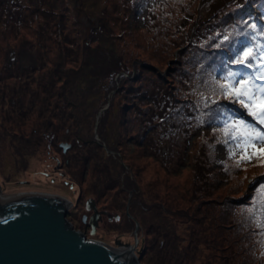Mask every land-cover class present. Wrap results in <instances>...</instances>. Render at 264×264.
<instances>
[{"label":"rangeland","instance_id":"rangeland-1","mask_svg":"<svg viewBox=\"0 0 264 264\" xmlns=\"http://www.w3.org/2000/svg\"><path fill=\"white\" fill-rule=\"evenodd\" d=\"M14 1L0 0L3 193L42 186L74 200L76 229L136 245L138 257L144 246V264H264V235L251 224L264 217L262 150L249 148L252 159L237 166L223 116L208 119L216 95L204 93L223 82L232 49L247 46L236 19L259 24L264 0H21L28 8L17 24ZM24 60L36 70L22 73ZM9 62L21 77L5 78ZM160 88L175 108L161 109L150 132L145 111L164 99ZM92 198L107 210L94 235L82 223Z\"/></svg>","mask_w":264,"mask_h":264},{"label":"water","instance_id":"water-1","mask_svg":"<svg viewBox=\"0 0 264 264\" xmlns=\"http://www.w3.org/2000/svg\"><path fill=\"white\" fill-rule=\"evenodd\" d=\"M41 189L0 196V264H144L136 245L88 238L68 219L75 201ZM91 224L94 235L97 221Z\"/></svg>","mask_w":264,"mask_h":264},{"label":"snow or ice","instance_id":"snow-or-ice-1","mask_svg":"<svg viewBox=\"0 0 264 264\" xmlns=\"http://www.w3.org/2000/svg\"><path fill=\"white\" fill-rule=\"evenodd\" d=\"M252 29H256V25H251ZM225 39H228L225 36ZM255 40V37H252ZM242 46L234 50V58L231 63L240 66L239 70L233 71L228 69L227 74L223 77V82L216 81L213 92L226 99H230L235 103H239L242 108L247 110V115L252 117L249 122L245 119H233L237 114L227 111L221 107H217L215 111L218 115L223 116V134L233 142L230 149L232 157L240 152L241 159L237 161V166L243 160H251L256 155V146L261 148L260 155L264 156V130L260 126H264V44H252L251 41H241ZM252 71L249 72L248 70ZM205 107L208 106V98L205 97ZM211 103H217L211 100ZM253 150L252 156H247V150ZM264 191V189H262ZM261 208H264V199L257 201ZM255 215L254 209H247ZM264 216V212L261 213ZM257 225L264 228V222L257 219Z\"/></svg>","mask_w":264,"mask_h":264},{"label":"trees","instance_id":"trees-1","mask_svg":"<svg viewBox=\"0 0 264 264\" xmlns=\"http://www.w3.org/2000/svg\"><path fill=\"white\" fill-rule=\"evenodd\" d=\"M36 1L39 2V0H36ZM252 2H253V0H248L247 1V4L250 5V3H252ZM203 3H204V1H203ZM36 6H37V4H35V7ZM257 7L259 8V12H260L259 17H260V21L261 22L259 24H255L256 25V29L255 30H253L252 27H251V25H253L252 23L251 24L246 23V21L249 18L246 19V20H243V18L236 19V21H235V26L247 27L246 29H244V34L242 35L241 38H244V37L248 38V41H251V43L253 45L256 44V43H262V44H264V30H263L264 29L263 28L264 27V4H262V2H261V3L257 4ZM13 8H14L15 11L13 10ZM26 8H28V7L25 6L24 2L22 3L21 0H15L14 3H12L11 8H9V6H8V12H9L8 13V16L11 17V19H9V21H13L15 24H17V22H21L23 19H25V16H24V13L23 12L26 10ZM10 10H13V11L11 12ZM238 11H241V8L238 9ZM31 13H34L35 14V13H38V12L32 10ZM206 17H207V15H205V17H203V20ZM201 19H202V17H201ZM248 21H250V20H248ZM198 29H199V27L198 28H195V34L197 33ZM252 37H255V40H252ZM234 42H235V40H234ZM217 51H219L222 54V56H223L227 52V49L220 48V49H217ZM9 53L12 55L14 53V51H11ZM233 53H234V48L232 49L231 54H233ZM231 54H230L229 61L231 59ZM16 60L17 59H15V61ZM18 60H20V59L18 58ZM231 64L232 63H229V62L228 63H224L223 62L222 65L224 67H223L222 71L224 72L225 75L227 74V71H228L229 68H231L233 71H235L234 68H232V65ZM8 65L9 66H7L6 69H8L9 71H8V74L5 76V78H7V77H21L22 76V73H24L27 70H30V71L36 70V65L33 64V62H29V61H25L24 60L23 61V64H22V66H23L22 73L19 74L20 76H17L18 73L16 74V72L14 71V68H15L14 63L13 62H9ZM17 67H18V69H20V66L19 65ZM148 67L149 68H154L153 66H148ZM220 71H221V68H220ZM6 73H7V71L5 72V74ZM201 77H202V75H201ZM204 87H205L204 88V90H205L204 93L207 92L208 94H212L213 93V95H216V96H214V98L217 101V103H214L213 107L211 108L212 110L216 109L219 106V107H221L224 110L234 111L233 105L232 104L229 105L230 102L225 101L226 98H224V97L223 98H220L218 94H216V93L213 92V89H210V88L207 87V83H205ZM199 88L201 90V84L199 85ZM119 90H120V88H118V90L116 92H118ZM159 91L162 92L164 99L162 101L159 100V99H157V100H155V99L151 100L152 103H155V108L152 109L149 106L146 109V111H145V113H148V115H151L150 119H146L145 120L146 123H150V125H151V130H149L150 132L155 131V130L157 132V128H159V126H160V125H155L154 126L152 124V122H154V120L157 119V118H159V117L164 118L166 116V112L167 111L166 112H163V111L162 112H159L161 109L170 107L173 110V108H175V105H173V101L171 100L172 97L169 96L171 94L170 89H168V91H166V90L163 91L160 88ZM144 103L147 104V105H149L151 102L144 101ZM166 103H167V105H166ZM168 104H171V105H168ZM235 104H236L237 108H239V111H234L237 114V119H245V120L251 122L252 121V117H250V116L247 115V110L244 109V108H242L239 103H235ZM242 112H244L245 114H242ZM153 114H155V115L153 116ZM191 114L192 113L186 114V117L187 118H191ZM208 119L211 121V124L212 123H217V122L218 123H222V121L220 120V115H218L216 112H214L211 115H209V118ZM171 126L173 128H175V125L174 124H172ZM149 134L150 133L148 132V129H147L146 132H145V136H147ZM260 220L262 222H264V217H261ZM251 224L254 227V229H255L256 232H258L259 234L264 235V228L259 227L257 225V221L255 223H251ZM139 252H140L139 258H141L142 255H143V253H144V246H143L142 250L139 251Z\"/></svg>","mask_w":264,"mask_h":264},{"label":"flooded vegetation","instance_id":"flooded-vegetation-1","mask_svg":"<svg viewBox=\"0 0 264 264\" xmlns=\"http://www.w3.org/2000/svg\"><path fill=\"white\" fill-rule=\"evenodd\" d=\"M77 200H78L77 203L79 204L81 201V197H78ZM88 207L90 208V210L88 209ZM95 207L97 208V212H98L97 215H96V211L94 209ZM85 209L87 212H90V213L89 214H87V213L82 214L83 225H85L90 230V232H92L93 228H92L91 222L96 220L97 221V230H98L100 221L102 220V217L107 214V210L98 208L97 202L95 200H93V198L86 201ZM93 216H94V218L92 219ZM97 230H96V233H97Z\"/></svg>","mask_w":264,"mask_h":264},{"label":"bare ground","instance_id":"bare-ground-1","mask_svg":"<svg viewBox=\"0 0 264 264\" xmlns=\"http://www.w3.org/2000/svg\"><path fill=\"white\" fill-rule=\"evenodd\" d=\"M1 187H2V185H1V183H0V196H5V195H7V194L3 193V190L1 191ZM123 248H125V247H123Z\"/></svg>","mask_w":264,"mask_h":264}]
</instances>
